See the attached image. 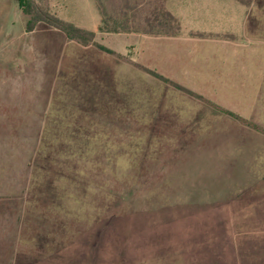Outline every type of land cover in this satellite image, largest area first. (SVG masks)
Listing matches in <instances>:
<instances>
[{
  "label": "rangeland",
  "instance_id": "374dc122",
  "mask_svg": "<svg viewBox=\"0 0 264 264\" xmlns=\"http://www.w3.org/2000/svg\"><path fill=\"white\" fill-rule=\"evenodd\" d=\"M26 6L0 0V264H264V0Z\"/></svg>",
  "mask_w": 264,
  "mask_h": 264
},
{
  "label": "trees",
  "instance_id": "16d2710c",
  "mask_svg": "<svg viewBox=\"0 0 264 264\" xmlns=\"http://www.w3.org/2000/svg\"><path fill=\"white\" fill-rule=\"evenodd\" d=\"M18 1L21 3L22 7L25 8V12L27 14H31L30 9H27V6H26L27 0H18ZM162 1H166V0H162ZM95 2L97 4L98 10L101 12L103 23L106 24V20H105L106 19V14L103 12V10H104L103 7H101L102 6V0H95ZM164 15L169 20H172V21L175 20L173 15L170 12H168V11H164ZM156 19L157 18L155 17L154 20H156ZM57 22H59V21L56 20V23ZM30 24H32V23H30ZM57 26L59 28L63 29L69 35V37L81 40L82 42H85V43L88 42L92 37H94V33L93 32L85 31L83 29L74 27L73 25H69V24H65V23H60L59 22V23H57ZM31 28H32V26L30 25L29 26V30H32ZM146 33L147 34H152L153 32L147 31ZM86 36H88V38H86ZM152 74H154L155 76H157L160 79H162V80L167 82V79H164L163 77L158 76L156 73H152Z\"/></svg>",
  "mask_w": 264,
  "mask_h": 264
}]
</instances>
